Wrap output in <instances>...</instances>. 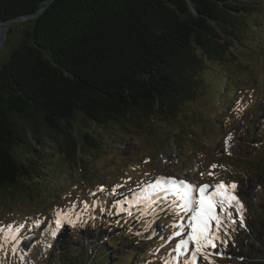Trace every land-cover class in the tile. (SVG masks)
<instances>
[{
	"label": "trees",
	"instance_id": "1",
	"mask_svg": "<svg viewBox=\"0 0 264 264\" xmlns=\"http://www.w3.org/2000/svg\"><path fill=\"white\" fill-rule=\"evenodd\" d=\"M46 5L0 67V193L33 201L57 178L55 154L41 156L40 145H59L68 163L77 149L98 150L90 134L77 133V117L98 131L149 116L174 122L203 90L208 66L225 65L232 46L264 35V0H0V23ZM226 80L223 90L231 86L237 100L239 87ZM157 237L153 245L165 241ZM116 239L56 264H110ZM128 255L113 259L127 263Z\"/></svg>",
	"mask_w": 264,
	"mask_h": 264
},
{
	"label": "rangeland",
	"instance_id": "2",
	"mask_svg": "<svg viewBox=\"0 0 264 264\" xmlns=\"http://www.w3.org/2000/svg\"><path fill=\"white\" fill-rule=\"evenodd\" d=\"M36 18H19L4 30L0 67L24 32L32 29ZM253 21L260 23V18ZM247 38L254 42L232 46L224 55L225 65L205 69L201 76L203 90L181 108L174 122L149 116L98 131L77 117V133L90 134L98 150L77 149L71 163L59 145H40L41 156L52 151L55 154L51 158L58 164H51V170L57 171V178H49L35 201L0 193V228L4 229L0 232V264H56V259L64 263L80 247L93 250L106 246L114 237L117 247L107 250L114 251L110 264L117 263L113 258H121L126 252L130 260L126 263L122 258L117 264H165L166 260L176 264L173 249L182 237L172 235L179 230L172 226L184 223L186 227L187 217L181 221L163 205H154V211L144 213L142 204L132 203L161 176L197 185L235 182L246 227H240L237 219L236 230L229 229L227 245L211 250L223 253V258L213 255L212 260L214 264H264V35L255 33V37ZM228 77L239 87L237 100L227 93L231 86L223 90L230 83ZM61 182L68 186L61 188ZM101 186L103 192L99 191ZM113 203L122 206L110 210L108 205ZM73 207L75 226L62 220L53 238L56 212H68ZM129 210L132 215H128ZM36 220L42 221L39 227ZM111 224L114 228H109ZM8 225H12L11 230ZM24 226L28 229L17 235L16 230ZM150 232V238L144 236ZM12 234L17 237L15 241ZM156 235L165 241L153 245ZM137 244L136 256L132 250ZM146 246L147 254L143 252ZM198 264L207 262L201 258Z\"/></svg>",
	"mask_w": 264,
	"mask_h": 264
},
{
	"label": "snow or ice",
	"instance_id": "3",
	"mask_svg": "<svg viewBox=\"0 0 264 264\" xmlns=\"http://www.w3.org/2000/svg\"><path fill=\"white\" fill-rule=\"evenodd\" d=\"M211 167L215 168L217 165ZM209 174L211 175V173ZM116 187H121V185ZM237 187L235 182L230 185H226L222 181L215 185H197L184 179L177 180L175 177L161 176L156 179L155 183L150 184L143 193L138 194L132 203L135 205L142 204L144 213L154 211V205H163V209L170 210L181 221L187 217L186 227L184 223L172 226L174 229L179 228L178 231H173L172 235L182 237L173 249L177 255H174L172 260L176 264H198L201 258L207 264H214L212 256L216 255L223 258L224 254L218 251L213 253L211 250L217 249L219 245H227V238L231 236V231L236 230L234 226L237 219H239L240 227H246L243 216L244 205L236 194ZM210 188L212 190H209ZM99 191H104L103 186L99 188ZM112 191L114 193L115 189ZM123 210L121 207L120 211ZM73 211L74 207L68 212H56V229L51 231L53 238L57 236L62 220L75 226L76 222L71 219ZM128 215H132L130 210ZM41 223L40 220L35 221L37 227ZM20 227L22 228L23 225ZM8 229L11 230L12 225H8ZM3 231L4 229L0 228V232ZM16 231L18 232L19 229ZM11 239L15 241L16 235L12 234ZM46 247H51V245ZM12 252L15 254V247ZM23 258L21 256L22 260ZM165 264H169V261L166 260Z\"/></svg>",
	"mask_w": 264,
	"mask_h": 264
},
{
	"label": "water",
	"instance_id": "4",
	"mask_svg": "<svg viewBox=\"0 0 264 264\" xmlns=\"http://www.w3.org/2000/svg\"><path fill=\"white\" fill-rule=\"evenodd\" d=\"M49 4V3H48ZM47 4V5H48ZM47 5L43 8V9H41V10H39L37 13H35V14H33V15H29V16H25V17H20V18H28V17H38L40 14H41V12L47 7ZM17 19H19V18H17ZM17 19H14V20H11V21H9V22H7V23H0V25H4L5 27H6V29L11 25V24H13Z\"/></svg>",
	"mask_w": 264,
	"mask_h": 264
},
{
	"label": "bare ground",
	"instance_id": "5",
	"mask_svg": "<svg viewBox=\"0 0 264 264\" xmlns=\"http://www.w3.org/2000/svg\"><path fill=\"white\" fill-rule=\"evenodd\" d=\"M6 29V27L4 25H0V39L2 38V36H4V30Z\"/></svg>",
	"mask_w": 264,
	"mask_h": 264
}]
</instances>
